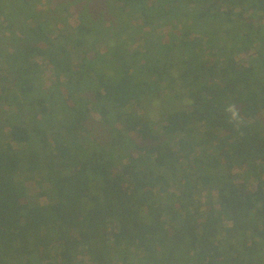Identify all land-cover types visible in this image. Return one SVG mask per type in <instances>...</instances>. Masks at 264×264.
<instances>
[{"label": "trees", "instance_id": "obj_1", "mask_svg": "<svg viewBox=\"0 0 264 264\" xmlns=\"http://www.w3.org/2000/svg\"><path fill=\"white\" fill-rule=\"evenodd\" d=\"M44 2L0 0V264H264V0Z\"/></svg>", "mask_w": 264, "mask_h": 264}, {"label": "rangeland", "instance_id": "obj_2", "mask_svg": "<svg viewBox=\"0 0 264 264\" xmlns=\"http://www.w3.org/2000/svg\"><path fill=\"white\" fill-rule=\"evenodd\" d=\"M35 5H37L38 8H45V2L44 0H35ZM69 19V18H68ZM71 23L72 20L69 19L68 23ZM259 24L264 26V16L261 20L258 21ZM139 38V37H138ZM137 47V46H135ZM254 52V49L251 51H244L242 53H240L237 56V61L241 64H247L251 61V53ZM36 63H38V72L40 73L39 75V83H38V95L40 97H47L48 93H50L56 86V78L53 74V70L50 66H47L44 62H41V60L39 58L36 59L35 61ZM160 102H154L151 104H147L146 108H145V113L147 114V116H149V118L152 121L157 122L159 120L160 117ZM177 103L174 102V105H176ZM135 105L132 104L128 109H130L131 112L137 111L138 109L134 107ZM181 106V105H180ZM8 108H5V110H7ZM10 110V109H8ZM12 111V110H11ZM93 116L95 119H99V117H97L96 113L92 112ZM262 114L264 116V110L262 111ZM40 117V116H39ZM238 173V172H236ZM37 188L35 186H32L31 183L27 185V192L29 195L35 194L37 192ZM207 194H209V191H204L202 192L203 196H206Z\"/></svg>", "mask_w": 264, "mask_h": 264}, {"label": "clouds", "instance_id": "obj_3", "mask_svg": "<svg viewBox=\"0 0 264 264\" xmlns=\"http://www.w3.org/2000/svg\"><path fill=\"white\" fill-rule=\"evenodd\" d=\"M225 112H226V114L228 115L230 121H233V122L239 123V120H240L239 113L234 109L233 106L228 105V106L225 108Z\"/></svg>", "mask_w": 264, "mask_h": 264}]
</instances>
